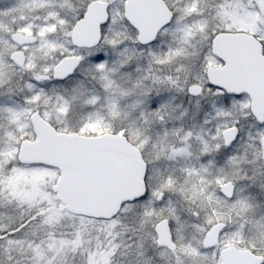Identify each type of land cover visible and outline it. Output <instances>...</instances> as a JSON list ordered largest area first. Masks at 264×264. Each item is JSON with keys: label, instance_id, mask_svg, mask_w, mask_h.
<instances>
[{"label": "snow or ice", "instance_id": "6c2138e0", "mask_svg": "<svg viewBox=\"0 0 264 264\" xmlns=\"http://www.w3.org/2000/svg\"><path fill=\"white\" fill-rule=\"evenodd\" d=\"M0 264H264V0H0Z\"/></svg>", "mask_w": 264, "mask_h": 264}]
</instances>
